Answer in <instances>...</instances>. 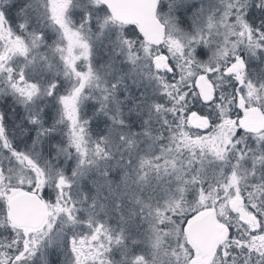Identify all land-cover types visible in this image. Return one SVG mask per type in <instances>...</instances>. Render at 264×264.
<instances>
[{
    "label": "snow or ice",
    "instance_id": "obj_1",
    "mask_svg": "<svg viewBox=\"0 0 264 264\" xmlns=\"http://www.w3.org/2000/svg\"><path fill=\"white\" fill-rule=\"evenodd\" d=\"M0 264H264V0H0Z\"/></svg>",
    "mask_w": 264,
    "mask_h": 264
},
{
    "label": "trees",
    "instance_id": "obj_2",
    "mask_svg": "<svg viewBox=\"0 0 264 264\" xmlns=\"http://www.w3.org/2000/svg\"><path fill=\"white\" fill-rule=\"evenodd\" d=\"M51 259H52V260H56L57 257H56L55 255H53V256L51 257Z\"/></svg>",
    "mask_w": 264,
    "mask_h": 264
}]
</instances>
